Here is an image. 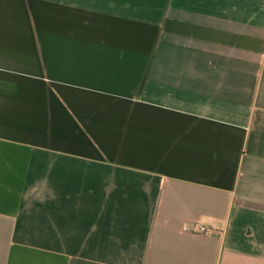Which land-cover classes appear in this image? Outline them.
<instances>
[{"label":"crops","instance_id":"obj_1","mask_svg":"<svg viewBox=\"0 0 264 264\" xmlns=\"http://www.w3.org/2000/svg\"><path fill=\"white\" fill-rule=\"evenodd\" d=\"M0 264H264V0H0Z\"/></svg>","mask_w":264,"mask_h":264},{"label":"built area","instance_id":"obj_2","mask_svg":"<svg viewBox=\"0 0 264 264\" xmlns=\"http://www.w3.org/2000/svg\"><path fill=\"white\" fill-rule=\"evenodd\" d=\"M185 229H189V230H201L202 227L198 224V223H195V224H185Z\"/></svg>","mask_w":264,"mask_h":264}]
</instances>
